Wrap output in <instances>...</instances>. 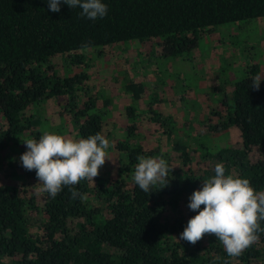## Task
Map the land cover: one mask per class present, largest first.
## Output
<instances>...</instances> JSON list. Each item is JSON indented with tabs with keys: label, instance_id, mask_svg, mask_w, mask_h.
Masks as SVG:
<instances>
[{
	"label": "trees",
	"instance_id": "obj_1",
	"mask_svg": "<svg viewBox=\"0 0 264 264\" xmlns=\"http://www.w3.org/2000/svg\"><path fill=\"white\" fill-rule=\"evenodd\" d=\"M101 2L107 5L106 16L90 20L80 15L79 7L63 3L59 12H51L48 0H0V116L4 122L0 161L7 157L12 176H19L18 172L24 178L22 183L0 188V264H212L214 259L215 264L225 260L264 264V233L235 258L227 257L213 235L206 234L195 245L179 239L187 221L197 214L187 207L189 197L215 175L217 163L225 165L226 175L247 178L255 190L264 191V80L254 90L252 80L258 76L254 67L243 79L229 83V92L225 89L219 104L210 109L218 121L209 126L208 134L235 129L240 148L192 152L176 143L168 153L145 150L132 123L115 146L120 159L114 177L65 186L55 199L41 194L40 203L32 195L40 183L35 170L27 171L20 163L26 148L15 152L13 140L24 133L38 139L31 107L71 92L75 82L53 80L51 58L153 38L161 39L163 56L172 57L192 49L193 35L199 31L264 18V0ZM126 89L138 98L143 88L130 83ZM87 110L77 111L74 118L79 139L103 132V117ZM253 150L261 155L255 162L248 158ZM7 151H14L16 159ZM138 155L166 160L173 168L167 187H153L148 194L134 183ZM70 187L86 198L73 199ZM72 219L83 221L69 228ZM36 221L38 232L31 234Z\"/></svg>",
	"mask_w": 264,
	"mask_h": 264
},
{
	"label": "rangeland",
	"instance_id": "obj_2",
	"mask_svg": "<svg viewBox=\"0 0 264 264\" xmlns=\"http://www.w3.org/2000/svg\"><path fill=\"white\" fill-rule=\"evenodd\" d=\"M193 37L192 49L172 57H164L161 39L153 38L51 58L48 62L53 80L75 82L71 92L31 107L38 122L33 128L38 139L45 131L79 139L74 118L77 111L88 107L87 113L103 117L102 135L111 145L107 149L109 160L97 176L102 179L116 174L120 152L115 146L126 137L127 126L132 123L135 137L145 150L157 148L159 153H168L176 143L192 152L200 149L210 153L224 146L240 148L235 129L208 134L209 126L218 121L210 109L219 104L225 89L229 92L228 84L243 79L251 68H256L264 80V18L222 24ZM130 83L142 84L138 98L126 89ZM3 124L0 116V128ZM30 138L26 133L16 137L14 151L26 148L23 142ZM14 151H7V156L16 159ZM248 158L255 162L261 155L253 150ZM6 159L0 161V184L10 188L24 178L18 172L19 176H12L14 170L7 166ZM31 193L40 203L41 195L36 190ZM82 221L70 220L69 228ZM38 227L36 221L30 233L36 234Z\"/></svg>",
	"mask_w": 264,
	"mask_h": 264
},
{
	"label": "clouds",
	"instance_id": "obj_3",
	"mask_svg": "<svg viewBox=\"0 0 264 264\" xmlns=\"http://www.w3.org/2000/svg\"><path fill=\"white\" fill-rule=\"evenodd\" d=\"M61 3L70 8L79 7L80 15L90 20L103 18L108 11L101 0H48L49 10L59 12ZM261 80L260 76L253 78L254 90H259ZM23 143L26 151L20 156L22 167L27 171L35 170L40 183L36 194L47 193L52 199L65 186H75L82 180L94 184L99 169L109 160L107 149L111 146L99 132L74 139L45 131L39 139L30 138ZM137 160L132 179L141 190L149 194L153 187L163 189L169 185L173 168L162 156L138 155ZM214 172L213 177L204 180L201 188L190 195L187 207L197 214L187 221L179 239L195 245L206 234L213 235L222 243L227 257H239L264 233L261 227L264 191L255 190L247 178L226 175L223 163H217ZM69 191L73 199L86 198L75 187H70ZM223 264L230 261L225 260Z\"/></svg>",
	"mask_w": 264,
	"mask_h": 264
}]
</instances>
